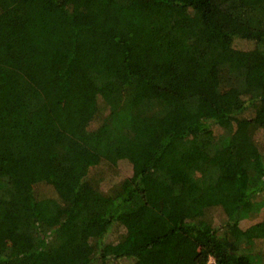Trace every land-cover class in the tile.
<instances>
[{
  "label": "trees",
  "instance_id": "obj_1",
  "mask_svg": "<svg viewBox=\"0 0 264 264\" xmlns=\"http://www.w3.org/2000/svg\"><path fill=\"white\" fill-rule=\"evenodd\" d=\"M237 40L264 71V0H0V264H259L264 76L224 59Z\"/></svg>",
  "mask_w": 264,
  "mask_h": 264
},
{
  "label": "rangeland",
  "instance_id": "obj_2",
  "mask_svg": "<svg viewBox=\"0 0 264 264\" xmlns=\"http://www.w3.org/2000/svg\"><path fill=\"white\" fill-rule=\"evenodd\" d=\"M213 16L223 22L228 28H237L238 30L240 27L238 26V23L233 20L230 17L225 16L222 13V10L220 8V5L218 3H214L213 5ZM234 50L228 52L224 59L226 60H245L247 63L253 68L251 69L252 73L258 77L261 75L264 76V71L261 67V60L260 57L253 53L254 46L251 44V42L246 40H237L235 42ZM195 60H192V58L187 54L179 53L176 54L173 58L170 64L168 65V69L170 73H173L175 75H178L180 78V83L182 90H184L185 93H189V91L192 89V83L193 78L195 75ZM264 82V80H263ZM264 84V83H263ZM250 114L248 113V116ZM104 116V114L102 115ZM104 117H100L96 122L93 123V126L98 125L99 122L102 121ZM256 142L258 144V147L260 151L262 152L264 156V136L260 135L256 138ZM242 157V156H241ZM239 164L242 163V158H240ZM233 167V171L230 169L229 172L232 174V172H237L239 169L237 161L235 164L231 165ZM132 174V166L129 162L121 161L116 166H112L109 164H103L100 167L94 168L91 170L90 178L92 179V182H94L95 185H97L100 190L103 193H109L113 190V188L120 183L123 179L131 176ZM233 175V174H232ZM38 192L40 194H49L50 189L39 187ZM258 198L257 200H260ZM209 217L213 220L216 226H219L223 224L225 220V213L223 209H215L210 212ZM264 220V208L261 209L258 213L252 215L251 217L243 220L241 222V226L243 228H248L260 221ZM120 233H116V235L111 236V239L119 238ZM256 250L257 253L260 256L259 264H264V241H259L256 244ZM111 264H135L134 260H121L119 262H114Z\"/></svg>",
  "mask_w": 264,
  "mask_h": 264
},
{
  "label": "built area",
  "instance_id": "obj_3",
  "mask_svg": "<svg viewBox=\"0 0 264 264\" xmlns=\"http://www.w3.org/2000/svg\"><path fill=\"white\" fill-rule=\"evenodd\" d=\"M208 264H216V262H215V260L213 259V258H211L210 260H209V263Z\"/></svg>",
  "mask_w": 264,
  "mask_h": 264
}]
</instances>
